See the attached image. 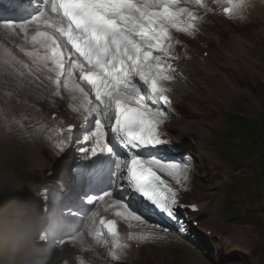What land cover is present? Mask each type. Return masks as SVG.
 Here are the masks:
<instances>
[{"label":"rangeland","instance_id":"rangeland-1","mask_svg":"<svg viewBox=\"0 0 264 264\" xmlns=\"http://www.w3.org/2000/svg\"><path fill=\"white\" fill-rule=\"evenodd\" d=\"M18 1L21 9L13 12L16 28L0 20V199L8 204L0 216L10 223L12 217H19L24 225L29 218L26 223L31 225L30 236L28 231L19 235L24 228L21 223L15 232H0V264H264V232L253 225L232 222L221 201L230 170L221 157L223 146L218 135L232 116L258 119L264 125V4L254 2L249 6L251 12L244 7L235 16L215 8L205 15L198 9L202 11L200 25L210 22L209 27L199 30L204 37L170 30L193 45L194 52L209 54L204 66L198 54L173 46L178 53L173 60L176 66L194 69L184 76L191 78L188 86L179 76L171 81L177 116L167 112L170 121L165 127L171 138L187 137L191 147L182 158L189 165L188 174L182 177V185L174 182L183 201L205 209L199 218L203 228L190 230L184 219L180 222L184 229L163 226L156 218L138 212L127 199L123 186L126 163L118 157L108 136L109 112L97 109L88 92L78 85L73 69L61 77L43 63L50 52L27 38L33 27H42L36 33L55 35L51 27L54 20L46 15L49 0ZM209 28L212 32H207ZM58 41L67 57L63 43ZM14 54L20 63L14 60ZM68 124L78 125L79 132L71 134ZM69 154L74 157L71 177L106 161L90 186L66 180L67 196L56 205L61 219L58 225L56 218L48 215L54 196L52 185L64 170ZM64 175L68 176L66 171ZM115 212L123 225V236H128L113 242L94 230L100 215ZM136 214L142 219L135 220ZM153 224L163 229H152ZM59 226H64L65 233H60ZM209 228L223 235L211 234ZM55 230L58 237L49 238L47 234L52 236ZM137 233L146 238L129 241V236ZM9 238H19L13 249ZM126 238L129 246L117 250L116 244L126 242ZM74 253L81 257L80 262L74 261Z\"/></svg>","mask_w":264,"mask_h":264},{"label":"snow or ice","instance_id":"snow-or-ice-1","mask_svg":"<svg viewBox=\"0 0 264 264\" xmlns=\"http://www.w3.org/2000/svg\"><path fill=\"white\" fill-rule=\"evenodd\" d=\"M227 3L229 6L224 8V12L235 16L242 13L246 0H227ZM191 4L197 9H203L205 15L212 11L204 0H111L104 6L117 13L119 19H107L103 14L89 13L100 21L94 29L96 39H106L111 34L122 54L120 71L114 74L115 82L110 83L113 89L119 87L122 95L134 103L130 104L123 98L113 101L118 116L111 130L114 137L123 139L135 153L142 147H155L161 143V125L168 116L166 106L171 104L168 95L170 83L177 75L173 60L178 58V53L173 50V45L179 44V41L169 30L188 35L197 33L202 14L194 11ZM65 7L73 19H77L83 17L91 6L65 3ZM137 13L139 18L134 15ZM125 64L128 65L127 69ZM68 130L73 131L71 128ZM99 139L102 140L103 136H99ZM188 168L187 164L162 162L158 159L146 161L139 157L131 162L128 183L156 211L175 220L176 208L180 206L179 190L162 178L161 173H166L177 185H182V177L188 174ZM133 218L142 219L139 214ZM151 227L163 229L161 225L153 224ZM108 228L113 235L119 234L116 222L109 224ZM145 238L143 233L131 234L129 241ZM128 246V243L116 244L117 250Z\"/></svg>","mask_w":264,"mask_h":264},{"label":"trees","instance_id":"trees-1","mask_svg":"<svg viewBox=\"0 0 264 264\" xmlns=\"http://www.w3.org/2000/svg\"><path fill=\"white\" fill-rule=\"evenodd\" d=\"M261 117L264 121V114ZM218 135L223 146L221 157L230 170L222 186L221 201L229 211L232 222L253 225L264 232V125L258 119L232 116ZM242 169L251 172L244 174ZM7 206L0 199V211ZM21 220L12 217L11 224L0 216V232L17 231Z\"/></svg>","mask_w":264,"mask_h":264},{"label":"bare ground","instance_id":"bare-ground-1","mask_svg":"<svg viewBox=\"0 0 264 264\" xmlns=\"http://www.w3.org/2000/svg\"><path fill=\"white\" fill-rule=\"evenodd\" d=\"M23 1H25V0H23ZM31 1V0H30ZM72 2V0H69V3H71ZM204 2L205 3H208L209 2V7L211 8V9H213V8H215V9H217V10H223V8L224 7H226V6H228V3H227V0H204ZM254 2H256V3H258V5H262V4H264V0H246V4H245V8L247 9V7H248V10H249V12H251V8L249 7L250 6V4H252V3H254ZM227 3V4H226ZM262 3V4H261ZM221 5H224V6H222L221 7ZM38 9V8H37ZM37 9H33V11L32 12H34L35 13V11H37ZM192 9L194 10V11H199L197 8H196V6L195 5H192ZM48 11V10H47ZM46 11V12H47ZM201 12V14H202V11H200ZM46 15H48V12H47V14ZM49 16V15H48ZM12 17L13 18H4V19H1V20H3V22H6V21H8V23H9V26H12L13 28H16V22H14V20L17 18L16 17V15H14V13H13V15H12ZM45 17V16H44ZM43 17V18H44ZM82 18H85L86 20H90V21H92L93 19H92V17H89L88 16V10H87V12H85L84 13V15H83V17ZM204 19V18H203ZM58 21V23H59V20H57ZM95 19H94V21H92L93 23H95ZM201 21L203 22V20H202V18H201ZM42 22V21H41ZM206 23V22H205ZM7 24V23H6ZM34 24H37L36 22H34ZM45 23H43L42 25H43V27H45V25H44ZM51 27H53L54 28V30H55V24H52V26ZM42 27H38V28H34L33 27V31L32 32H30V33H28V36H27V38H31V41L33 42V43H36V44H38L39 45V47H41V48H44V49H47V50H49V51H52V52H54L55 53V55L54 56H57L58 58H59V60L61 61L62 60V56H61V51H62V49H60L61 47H60V44H59V41L56 39V37H55V35H52L51 34V39H50V37H48V34L46 33V31H44V32H39V33H36V31H38L39 29L40 30H42L41 29ZM46 28V27H45ZM20 29V28H19ZM32 29V28H31ZM170 30H174V29H170ZM169 30V31H170ZM211 30H210V28L209 29H207V32H210ZM212 32V31H211ZM36 33V34H35ZM35 34V35H34ZM47 34V35H46ZM172 34V33H171ZM204 37V35H201V33H199V32H197L195 35H194V37H196V38H198V37ZM52 40V41H51ZM1 42V41H0ZM56 43V44H55ZM58 44V45H57ZM3 44H1L0 43V48H1V46H2ZM192 45V44H191ZM190 46V45H189ZM187 47L184 51H188V52H191V53H193V54H195L196 55V52H194L193 50V45L192 46H190V47ZM9 47V46H8ZM193 51V52H192ZM185 55H187V56H189L188 55V53H184ZM193 54H192V56H193ZM207 54L205 53L204 54V57L202 58V59H200L201 58V56H199V60H200V62H201V64H203L204 66L206 65L207 66V56H206ZM191 56V57H192ZM13 58H14V60L15 61H18L19 63L21 62V60L18 58V56L17 55H13ZM44 59V58H43ZM54 59V57L52 56H50L49 57V59H44V61H43V63H45L46 65H48L51 69H53V70H58V66H57V62L56 61H54L53 60ZM175 68H176V72H177V75L178 74H184L185 75V77H188L189 76V74H191L192 73V71L194 72V69L192 68V67H190V66H181V65H177V66H175ZM202 72L201 73H205V71L204 70H201ZM204 75H206V74H204ZM209 76V75H208ZM82 87H84V88H86L85 86H82ZM207 92H211V90H209V89H207ZM212 93V92H211ZM169 94V93H168ZM177 94V93H176ZM173 105H174V102H173V104H172V106L170 107L171 109V111H172V107H173ZM174 112V111H173ZM196 113V112H195ZM169 118H168V116H167V119H166V121L162 124V126H166L167 125V123H168V120ZM180 147V146H179ZM174 154V153H173ZM172 153H170V154H168V156H171L172 157V155H173ZM181 154H179V156H180ZM173 156H175V154L173 155ZM179 156H177V157H179ZM168 163H172V162H168ZM164 174V176H166V178H170L171 180H173V181H175L174 179H172L170 176H168L166 173H163ZM61 181V180H60ZM170 184H171V182L169 181V180H167ZM172 186L174 187V188H177L176 187V185H175V183H173L172 182ZM64 193H62L61 194V199H60V201H58V203H57V205L61 202V201H63V199L67 196V189L66 188H69V186H68V184L66 183V182H64ZM59 188V187H58ZM135 208L137 209V211L138 210H140V209H138L136 206H135ZM192 211H195V212H192V216H196L195 217V219H193V220H190V222H198V223H200L199 222V218H200V216L201 215H203V213L205 212V209L203 208V207H201V206H199V207H196V208H194ZM206 211H207V209H206ZM139 212V211H138ZM103 215V214H102ZM201 224V223H200ZM205 226V225H204ZM208 227V226H207ZM121 230H122V232H121ZM120 231H119V233L121 232V236L122 237H126V236H128L127 234H124V236H123V227H122V229H121ZM207 231H211V234H213V233H215V234H217V235H223L222 234V232H220L219 230H215V229H211V228H209V229H207ZM206 232V231H205ZM242 232L243 231H241V232H239L240 233V235L242 234ZM60 233H61V231H60ZM59 234V233H58ZM58 234H56L57 236H58ZM120 235H118L117 237H119ZM117 237H115V238H113V242L117 239ZM121 237V238H122ZM54 238V237H53ZM120 238V239H121ZM118 241V240H117ZM123 241H124V239H123ZM125 241L126 242H124V243H127L128 242V239L126 238L125 239ZM122 242V241H121ZM135 243V242H134ZM132 244V243H131ZM75 254V253H74ZM129 256H133L132 254L131 255H129ZM82 259H81V257H79L78 256V254L76 253L75 254V256H74V261L76 262H80Z\"/></svg>","mask_w":264,"mask_h":264}]
</instances>
